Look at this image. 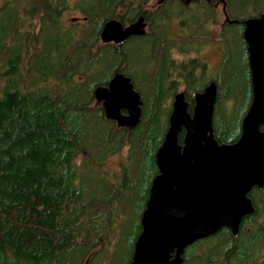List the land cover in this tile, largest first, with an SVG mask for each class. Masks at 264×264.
<instances>
[{"label":"trees","instance_id":"1","mask_svg":"<svg viewBox=\"0 0 264 264\" xmlns=\"http://www.w3.org/2000/svg\"><path fill=\"white\" fill-rule=\"evenodd\" d=\"M149 1L0 5V264H114L121 244L129 246L123 264L130 263L171 110L172 93L152 71L159 62L164 80L180 64L174 54L185 56V29H192L194 43L211 41L209 28L218 19L211 7L218 0H163L148 10ZM225 4L229 21L215 34L225 73L213 128L219 142L233 143L251 96L242 22L264 13V0ZM70 9L82 20L67 22ZM141 14L149 23L145 35L99 44L107 20L126 24ZM143 43L151 46V65L138 76ZM231 44L240 47L234 51ZM117 71L142 82L135 84L141 118L132 129L107 119L94 100L95 88ZM114 155L123 159L109 168ZM249 197L254 212L243 217L238 232L222 227L196 240L185 248L182 264H264V184Z\"/></svg>","mask_w":264,"mask_h":264},{"label":"water","instance_id":"2","mask_svg":"<svg viewBox=\"0 0 264 264\" xmlns=\"http://www.w3.org/2000/svg\"><path fill=\"white\" fill-rule=\"evenodd\" d=\"M221 4L229 21L225 0ZM242 23L251 101L240 136L230 144L218 143L213 136L214 83L195 95L192 115L184 93L175 95L167 130L155 153L158 174L151 182L129 264H182L188 245L222 227L236 234L243 217L254 212L248 193L264 184V13ZM145 31L143 15L129 24L111 18L104 23L100 40L120 43ZM94 96L102 102L105 117L117 126L132 129L139 123L142 100L129 77L116 72L107 86L96 87Z\"/></svg>","mask_w":264,"mask_h":264},{"label":"flooded vegetation","instance_id":"3","mask_svg":"<svg viewBox=\"0 0 264 264\" xmlns=\"http://www.w3.org/2000/svg\"><path fill=\"white\" fill-rule=\"evenodd\" d=\"M162 1L163 0H158V4H160ZM186 1H189V0H186ZM205 1L208 2L210 0H205ZM211 7L215 11L218 12V15H217L218 19L215 22L214 27H213V31H212L214 36L211 37V39H210L211 41H209V38H202L204 40H200L201 38H196L197 40H195V43H194L193 37L191 36V34H193L192 29H190V27H187L185 29L186 30L185 34L188 35V38L186 39V42L184 44L185 56H186V58L184 60L185 61L184 64L183 63L179 64V65L176 64V66L174 68H172L171 73L167 74V76L163 75L165 77L164 80H159V78L161 77V72H160L161 68H157L158 65L160 64L159 62L157 63V66H156L157 69L155 68L152 71L153 72L152 77H153V75L156 76L158 79V82H160V83L163 82V86L165 87V89L169 90V92L172 93V95L170 97L171 110H170L169 116L171 114L173 103L175 100V95L177 93H180V92L184 93V100H185V102H187V112L190 115H192L194 105H195V95L197 93H202L206 87H208L211 83H214L215 87H216V93H217V98H216V102H215V105H216L217 100L219 98L218 94L221 91V89L223 88L224 73H225L224 72L225 66H224V58H223V47H222L223 44H222L221 40L215 36V34L218 35V33L220 32V29L223 27L224 23L227 21L225 20L223 12H222L221 0L213 2L211 4ZM220 14L222 15V17L220 16ZM141 15H143V14H141ZM74 21H76V20H74ZM144 21L146 22V31L143 35H145L149 29V23L145 19V17H144ZM129 23H131V22H129ZM129 23H126V24H129ZM211 28H212V26L209 28V31L212 30ZM171 29L173 30L174 28L171 27ZM207 30H208V28H207ZM176 31H178V30H175V32ZM179 31H182V30L179 29ZM140 36H142V35H140ZM129 39H130V37H128L127 39L123 40L120 43H113V42H110V43L115 44V45H121ZM210 45L213 46L217 52L218 59H217L215 64H210L209 62H207V60H205V58L201 57L203 50L208 48ZM245 51H246V45H245ZM192 53H195V56L191 55ZM173 59L176 61H182V60L177 59L175 57ZM155 62H154V67H155ZM247 66H248V63H247ZM178 67L181 69H179ZM142 70L137 69L135 71V74H137L138 76H143L144 73ZM115 73L116 72H114V74ZM119 73H122V72H119ZM122 74L124 76H127L130 78V81L133 85V89L136 90L140 94V92L136 89L135 84H141L142 82H140V80L138 78L133 79V77L131 75L124 74V73H122ZM113 75L110 77V79L113 77ZM168 76H169V78L166 79V77H168ZM110 79H109V81H110ZM108 82L106 85H100V86H107ZM249 86H250V73H249ZM190 92L193 93L192 97H190V95H189ZM250 92H251V90H250ZM93 96H94V92H93ZM140 98L142 100L141 94H140ZM94 100H95V103H99L102 105V102L96 101L95 96H94ZM250 101H251V96H250L249 103L246 107V110L250 104ZM215 105H214V111H215ZM142 106H143V100H142ZM102 107H103V105H102ZM246 110H245L244 114L246 113ZM214 111H213V116H214ZM122 112L126 113L124 110H122ZM244 114H243V116H244ZM169 116H168V121H169ZM242 119H243V117H242ZM242 119H241V122H242ZM212 127H213V119H212ZM262 127L263 126H260L261 129H262ZM240 130H241V124H240ZM181 132H183V135H184V129H182ZM240 133H241V131H240ZM213 136L215 138L214 128H213ZM182 139H183V137H182ZM179 143L181 144L182 141ZM218 143H224V142L218 141ZM227 144H230V143H227ZM157 174H158V170H157L156 174L153 176V178ZM153 178H152V180H153ZM152 180H151V182H152ZM253 188H256V187H253ZM248 197H249V193H248ZM250 200H251V198H250ZM251 203L253 204L252 200H251Z\"/></svg>","mask_w":264,"mask_h":264},{"label":"rangeland","instance_id":"4","mask_svg":"<svg viewBox=\"0 0 264 264\" xmlns=\"http://www.w3.org/2000/svg\"><path fill=\"white\" fill-rule=\"evenodd\" d=\"M4 1L5 0H0V5ZM157 4H158V0H150L147 4L144 5V7L147 8L148 10L149 9H154L157 6ZM74 17H76V18L78 17L79 20H82V18H81L82 15L78 11L75 12V11H73V10L70 9V10H68L65 13V20L67 22H70L72 24L74 22H76V21H73L72 20ZM213 27H214V24L212 25V28H211L212 30H210L211 32L213 31ZM233 31L234 32H237L235 30V28L233 29ZM99 44H103V42H101L100 39H99ZM138 47H139V49H138V51H139V57H140V60L142 62V66L141 67H142V69H144L142 71H143V73L145 75H147V73L149 71L148 66H149V64L151 65V57H150V51H151L150 49H151V46H150V44L147 45V44L143 43L142 45H140ZM237 47H240V45L239 44H231L230 45V49L231 50H234V51H235V49ZM191 55L195 56V53H192ZM174 56H175V58L180 59V60H185V58H186V56H182L179 53L178 54L175 53ZM201 57L202 58H205V60H207V62H209L210 64H215L216 61H217V59H218L216 49L213 46H211V45L208 48H206L205 50H203V52L201 54ZM177 63H180L181 64V63H184V61H180V62H177ZM92 80H93V78H92ZM121 159H123V155L122 156L121 155H114V156H112L108 160V163H107L108 166H109V168H115V167H117V164H118V162ZM94 182L96 183V186H99L98 185L99 183H97L98 182L97 181V178L94 179ZM128 248H129V246L123 245V244H121V245H119L117 247V249H118L117 252H119L120 257L119 258H116L114 264H123L124 259H125V256H126L125 254H126Z\"/></svg>","mask_w":264,"mask_h":264}]
</instances>
